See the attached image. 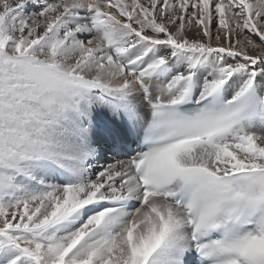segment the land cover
I'll return each mask as SVG.
<instances>
[{"label":"snow or ice","instance_id":"1","mask_svg":"<svg viewBox=\"0 0 264 264\" xmlns=\"http://www.w3.org/2000/svg\"><path fill=\"white\" fill-rule=\"evenodd\" d=\"M0 264H264V0H0Z\"/></svg>","mask_w":264,"mask_h":264}]
</instances>
